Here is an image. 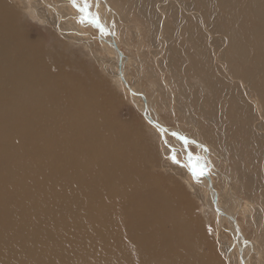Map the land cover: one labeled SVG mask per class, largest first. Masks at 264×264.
Returning a JSON list of instances; mask_svg holds the SVG:
<instances>
[{"label": "rangeland", "instance_id": "1", "mask_svg": "<svg viewBox=\"0 0 264 264\" xmlns=\"http://www.w3.org/2000/svg\"><path fill=\"white\" fill-rule=\"evenodd\" d=\"M195 1L88 0L89 13L94 15L98 11L99 22L106 29L99 33L88 22H79V14L70 0H0V11L8 18L6 21L0 14V32L8 28L6 35L19 39L23 46L19 49L22 59H35L41 66L34 74L25 70L7 75L0 71V82L9 85L0 83V264H184L182 261L186 259L193 264H242L239 252L243 264H264V214L252 220L250 216H254L245 205L253 202L260 205L262 199H259L264 194V184L263 191L253 195L245 188L246 178L255 176L260 167L263 140L260 139L258 158L251 157L250 148L242 146L246 130L243 118L250 116L253 121L257 117L249 115L250 102L240 86L243 83H239L237 74L229 71L233 65L241 67V72L248 71L256 63L253 43L258 44L264 38V20H260L264 17L253 8L260 13L264 0ZM94 8L96 11H92ZM143 11L149 14L144 15ZM216 23L219 27L223 23L231 33H237L233 43L236 47L227 43L230 32L213 28ZM110 34L126 57L121 67L128 85L134 86L147 100L148 116L209 149L211 170H207L209 165L202 149L186 143L190 152L186 155L183 144L162 135L143 118L142 101L133 103L116 75L119 58L105 40L111 41ZM35 51L38 53L34 57L38 59L31 57ZM10 55L21 60L12 50ZM257 72L263 83L264 65L263 71ZM8 76L16 80L9 84ZM36 78L42 79L28 89L20 87L22 80ZM8 91L11 96H5ZM21 91L25 93L20 95ZM79 91L81 98L74 99L73 95ZM35 94L43 96L39 99ZM79 99L86 104H98L91 103L99 107L98 111L105 110L100 119L102 127L96 123L87 129L82 127L83 117H75L81 114ZM9 112H13L12 117L11 113L5 114ZM106 126L134 134L133 140L129 139L133 148L125 145L124 149L129 155L139 151L140 161L136 162L139 166L136 165L142 178L125 175L127 180L122 175L119 179L113 175L111 182L105 183L104 173L112 166L107 161L102 164L97 148L104 130L111 131ZM124 138L118 140L124 142ZM238 142L244 148L239 165L230 158L238 151ZM173 156L177 163L173 162ZM200 156L203 167L199 164ZM134 168L130 165L126 171L137 173ZM192 169H202L211 178L220 204L217 207L221 210L229 206L235 214L246 241L241 251L237 244L242 242L237 237L239 241L235 242L225 217L221 223L204 178H194ZM75 177L83 183L75 182L72 179ZM225 177L229 178L228 182ZM57 178L59 183L64 182V189L69 185L73 191L72 202L57 198L59 192L53 193L47 187L49 181ZM130 182L131 189L142 191L136 192V196L132 190L128 197L136 196L143 204L132 203L131 199L121 204L125 194L117 189H124L121 186L127 189ZM142 184L147 185L146 193ZM79 185L83 189L79 190ZM105 190L108 192H101ZM156 205L161 209L151 218L155 215L159 222L152 230L147 229L149 212ZM138 212L141 214L137 215ZM227 247L230 251L225 255Z\"/></svg>", "mask_w": 264, "mask_h": 264}, {"label": "bare ground", "instance_id": "2", "mask_svg": "<svg viewBox=\"0 0 264 264\" xmlns=\"http://www.w3.org/2000/svg\"><path fill=\"white\" fill-rule=\"evenodd\" d=\"M99 2L100 1H102V0H98ZM195 1V0H194ZM203 1V0H202ZM222 1H225V0H222ZM139 2V1H138ZM196 2V1H195ZM199 2V1H198ZM206 2H208V1H206ZM227 2H229V0H226V3ZM250 2H252L251 0H250ZM213 3V2H212ZM256 3H258V2H256ZM137 4V3H136ZM194 4V3H193ZM211 4V3H210ZM217 5V4H216ZM258 5V4H257ZM256 5V6H257ZM260 5H262L261 3H260ZM100 6H102V3L100 4ZM190 6V5H189ZM193 6V5H192ZM212 7H214V5H211ZM231 6H233V5H231ZM253 6V5H252ZM207 7V6H206ZM250 7V6H249ZM259 7V6H258ZM209 8V7H208ZM233 8V7H232ZM242 8V7H241ZM183 9V8H182ZM207 9V8H206ZM235 9V8H234ZM245 9H246V7H245ZM254 10H255V13H257L258 15H260L261 17H264V9H263V7H262V9L260 10V13H258V11H259V9H258V11L255 9V8H253ZM231 11H232V9H231ZM239 11V10H238ZM240 11H244V10H240ZM257 11V12H256ZM247 12V11H246ZM245 12V13H246ZM144 15H146L147 13H145L144 11L142 12ZM234 13H235V11H234ZM241 13V12H240ZM0 14L2 15V18L3 19H6V21L8 20V18L6 17V15H4V13L2 12V11H0ZM98 14V11L96 12V13H94V15L95 16H98L97 15ZM149 14V13H148ZM147 14V15H148ZM216 14V13H215ZM230 14V13H229ZM251 14V13H250ZM253 14V13H252ZM217 15V14H216ZM220 15V14H219ZM7 16H9L8 14H7ZM142 16V15H141ZM197 16V15H196ZM199 16V15H198ZM212 16V15H211ZM233 16V15H232ZM255 16V15H254ZM149 17V16H148ZM215 17V16H214ZM258 17V16H257ZM212 18H213V16H212ZM149 19V18H148ZM218 20H220L219 18H218ZM260 20H264V19H260ZM259 19L257 20V21H260ZM226 22H228V21H226ZM247 22V21H246ZM9 23V22H8ZM219 23V22H218ZM264 23V22H263ZM220 24V23H219ZM102 25V24H101ZM256 25V24H255ZM200 26V25H199ZM202 26H204V24H202ZM259 26H261V25H259ZM3 27V26H2ZM103 27V26H102ZM258 27V25L256 26V28ZM263 27L264 26H262V29H263ZM214 29H220V31L221 30H227L228 31V33L230 32L229 31V28H228V26L227 25H225V24H223L222 23V25L219 27V25L216 23L215 24V27H213ZM248 28L250 29V26H248ZM258 28H260V27H258ZM1 29H3V28H1ZM6 29H8V28H6ZM6 29H3L4 31H1L0 32V66H2V67H0V71H5V73L7 74V75H10L11 73H15V74H20L22 71L24 72L25 70L26 71H29L31 74H34V73H36V72H38L37 70L38 69H40L41 68V66L40 65H38V61L37 60H35V59H26L25 57V60L24 59H22V52L21 51H19V49L20 48H23V46L20 44V40L18 39H16V38H12L11 39V36H7L6 35V32H5V30ZM103 29H105L104 27H103ZM98 30H99V33L101 32L100 31V29L98 28ZM106 30V29H105ZM264 30V29H263ZM263 30H261V31H263ZM7 31V30H6ZM8 31H9V29H8ZM241 31V30H240ZM248 31V30H247ZM260 31V32H261ZM235 32V31H234ZM260 32H259V34H260ZM8 33V32H7ZM233 33V32H232ZM232 33L230 32L229 33V35H228V39H227V43L229 44L230 43V46L232 45V46H234V47H236L237 46V44H233L234 42H235V39H234V37H235V34H237V33H233V35H232ZM262 33V32H261ZM196 35V34H195ZM210 35H211V33H210ZM262 35V34H261ZM260 35V36H261ZM104 36V35H103ZM258 36V35H257ZM257 36L255 37V38H257ZM263 36V35H262ZM195 39H196V37H194ZM252 38V37H251ZM254 38V39H255ZM260 38V37H259ZM104 39H105V37H104ZM199 39V38H198ZM237 39H239V38H237ZM242 39H244V37H242ZM106 41H107V43L110 45V41L106 38L105 39ZM253 40V39H252ZM256 40V39H255ZM240 41V40H239ZM242 41V40H241ZM242 42H245V41H242ZM250 42V41H249ZM246 43H248V41L246 42ZM246 45V44H245ZM231 46V47H232ZM253 46H254V51H255V58H257L256 59V63H255V65L253 66V68H251L250 70H248V71H242L241 72V67H239V68H237L236 66L234 67V65L233 66H230V70L229 71H231V72H234V73H232V74H234V75H236L237 74V78H239V83L240 84H242L243 83V85H240L241 86V90H242V88H243V94L246 96V99L247 100H249V102H250V107L251 108H248L249 109V115H253L254 117L256 116L257 118H255V120H253V121H251V117L250 116H246L245 118H243L242 120L246 123V127H245V137H244V139L245 140H242V146L244 145V146H247V147H249L250 148V156L251 157H255V158H258V151L260 150V147H259V143H260V139L261 140H263V152H262V154H261V158H259L260 159V167L259 168H257V170H256V172H257V174H255V176H251V177H248V178H246L247 180V182H245V188H246V190H247V193L248 194H250V195H253V194H256V192L257 191H260V192H262L261 191V188H262V186H263V184H264V81H263V83L261 82V81H259V79H260V77H259V75H258V72L257 71H259V70H261V71H263V65H264V38H263V40H261V41H258V44H256V43H253ZM15 47H17L16 48V52H13V50H14V48ZM110 47H111V45H110ZM239 47V46H238ZM112 48V47H111ZM198 49V48H197ZM235 49H238V48H235ZM11 50H12V53H16V55L17 56H21V60H19L18 61V59H16L15 57H13L12 55H10V53H11ZM231 51H232V49H231ZM243 51V50H242ZM251 51V50H250ZM244 53H245V51H243ZM33 54H32V58H37L38 59V57H34V53H38V51L36 52H32ZM116 53V52H115ZM246 54H248V52L246 53ZM245 54V55H246ZM253 54V53H252ZM16 55H14V56H16ZM37 55V54H36ZM116 55V57H117V53L115 54ZM233 55V54H232ZM238 57V56H237ZM236 57V58H237ZM118 58V57H117ZM229 59V58H228ZM242 59V58H241ZM124 60H126L125 58H124ZM127 60H128V58H127ZM236 60V59H235ZM238 60H239V58H238ZM232 61H234V60H232ZM244 61V60H243ZM242 61V62H243ZM201 62V61H200ZM122 63H123V61H122ZM122 63H121V65H122ZM235 63V62H234ZM236 64V63H235ZM199 65V64H198ZM246 66V65H245ZM7 67H11V68H7ZM4 68V69H3ZM117 68H118V63H117ZM44 69V68H43ZM46 69V68H45ZM123 69V68H122ZM41 70V69H40ZM208 70V69H207ZM44 71V70H43ZM47 71V70H46ZM223 71H225L224 69H223ZM45 72V71H44ZM51 72V71H50ZM210 72V71H209ZM225 72H227V70L225 71ZM230 72V73H231ZM41 73V72H40ZM208 73V72H207ZM213 73H215V72H212V74ZM118 74H119V71H118ZM118 74H116L118 77H119V75ZM120 74H121V76H122V78L124 79V81L128 84V82H127V79H125V77H124V70L122 71L121 70V72H120ZM207 75H209V74H207ZM211 75V74H210ZM241 75H242V77L243 78H240L241 77ZM41 76H45V74L44 73H42L41 74ZM210 77V76H209ZM259 77V78H258ZM262 78L264 79V75L262 76ZM8 82L7 83H9V84H11L13 81H15L16 80V78L15 77H13V76H8ZM6 79V80H7ZM42 78H36V79H34V80H31V83H29L30 82V80H27V79H24V80H22L21 82H24V83H22L21 84V88L23 89V90H25V89H28V88H30V87H32L31 85L33 84V85H35L37 82H39L40 80H41ZM68 79V78H67ZM211 79V78H210ZM245 79V80H244ZM0 83H3V82H0ZM122 83V82H121ZM3 84H5L4 86L5 87H9V85L8 84H6V83H3ZM1 85V84H0ZM17 85H19V83L17 84ZM57 85V84H56ZM55 84H54V87L56 86ZM129 86V85H128ZM134 92H137V90L134 88V86H129ZM56 89V88H55ZM7 90V89H6ZM57 90V89H56ZM236 90V89H235ZM11 91V90H10ZM10 91H8V92H6V94H5V96L6 95H8L9 93H10ZM11 92H13V91H11ZM31 92V91H30ZM30 92L28 93V94H30ZM68 93H69V91H67ZM20 93V95L21 94H24L25 93V91H21V92H19ZM127 93L129 94V96H130V98L132 99V102L133 103H136V102H139V100H141L140 98H137V97H135V96H132V95H130V93L127 91ZM138 93V92H137ZM239 93V92H238ZM72 94H74V93H72ZM16 93L14 94V97H16ZM51 95V94H50ZM81 92L79 91L78 93H76V94H74L73 96H74V99H75V97L76 96H78V97H80L81 98ZM234 95V94H233ZM239 95V94H238ZM8 96H11V95H8ZM32 96V95H31ZM35 96H40L39 97V99L40 98H42V94H35ZM244 96V97H245ZM83 97V96H82ZM239 99V98H238ZM242 99V98H241ZM241 99H240V101H241ZM4 101V100H3ZM13 102V101H12ZM45 102V101H44ZM77 102H78V104H79V106H78V108H79V110L81 111V114L79 115V113L77 114V115H75V117H77V118H79V117H83V121H85V124L84 125H82V127L83 128H85V129H87V128H89V126L90 125H92V124H99V126L101 125V127H102V123L100 122V119L102 118V117H104V111L105 110H101V111H98V109H99V107H97V106H94L96 103H92V104H94V105H91V103H85V102H83V101H81L80 99L79 100H77ZM89 102V101H88ZM239 102V101H238ZM1 103H4V102H1ZM14 103V102H13ZM34 105H36L37 104V102H34L33 103ZM7 105H9V107H12L11 106V104H7ZM7 105H5V106H7ZM15 105V104H14ZM21 105V104H20ZM29 105V104H28ZM96 105H98V104H96ZM140 105V104H139ZM143 105V104H142ZM140 105V111H144V109H145V106L143 105ZM242 105H243V103H242ZM247 105H249V104H247ZM19 106V105H18ZM17 106V107H18ZM30 106V105H29ZM40 106V105H39ZM43 106V105H42ZM147 106L148 105H146V109H147ZM243 106H245V105H243ZM242 106V107H243ZM4 107V106H3ZM16 107V106H15ZM28 107V106H27ZM45 107V106H44ZM77 107V106H76ZM241 107V106H240ZM7 108H8V106H7ZM13 109H15L14 107H12ZM48 108V107H47ZM245 108V107H244ZM3 109V108H2ZM17 109V108H16ZM21 108H19V110H20ZM24 109V108H23ZM38 109V108H37ZM41 109L42 108H39V110H40V112H39V110H37V112H39V113H41ZM1 110V109H0ZM8 110H10V109H8ZM31 110V109H30ZM4 111H7L6 110V108L4 107ZM13 111V110H12ZM15 111H17V110H15ZM26 111V110H25ZM34 111H36V110H34ZM8 112V111H7ZM23 112V111H22ZM29 112V111H28ZM49 112V111H48ZM76 112V111H75ZM1 113V112H0ZM11 112H9V113H5V114H10ZM20 113H21V110H20ZM19 113V114H20ZM244 113V112H243ZM5 114L3 115L2 114V116H4V117H6L5 116ZM12 114H13V112L10 114L11 115V117H12ZM14 114H15V112H14ZM32 114V113H31ZM42 114V113H41ZM40 114V115H41ZM147 114V116H148V113H146ZM23 115H25V114H23ZM47 115V114H46ZM241 115H242V113H241ZM244 115H245V113H244ZM14 116V115H13ZM19 116V115H18ZM30 116V115H29ZM35 116V115H34ZM37 116V115H36ZM42 116H43V114H42ZM8 117V116H7ZM10 117V118H11ZM40 116H38V118H39ZM44 117V116H43ZM107 117V116H106ZM149 117V116H148ZM241 117V116H240ZM20 118V117H19ZM45 118V117H44ZM66 118V117H65ZM4 119V118H3ZM29 119V118H28ZM34 119H35V117H34ZM34 119H33V121H34ZM243 121H241V122H243ZM99 122V123H98ZM103 122V121H102ZM158 122V121H157ZM240 122V121H239ZM240 122V123H241ZM38 123V122H37ZM80 123H82V121L80 122ZM79 123V124H80ZM160 125H162L163 127H165L161 122H158ZM239 123V124H240ZM35 124H36V122H35ZM42 124V123H41ZM106 124V123H105ZM112 124V123H111ZM110 125V124H109ZM108 125V126H109ZM245 125V124H244ZM30 126V125H29ZM108 126H106V127H108ZM114 126V125H113ZM112 126V127H113ZM80 127V126H79ZM112 127H108L109 129L111 128V131L109 132V133H107V132H105V130H104V133L103 134H101L100 135V144L98 145V153H99V159H101L102 161V164L105 162V161H107V162H109L110 164H111V168H109V170H108V172H106V173H104V176H103V180L105 181V183H106V181H110V180H112V176L113 175H116V176H118V179L119 178H121V175L123 176V177H125V175L128 177V176H130V175H134V176H137L136 178L138 179V177L140 176V178H142V174H141V172L139 171L140 169H138V167H137V161L139 160L140 161V153H139V151H136L135 153L136 154H131V155H129V154H127V151H126V149H124V146L126 145V146H131L132 147V142L131 141H129V139H132L133 140V138H132V136L134 135H132V132L130 131V130H122V129H118L117 127H113V129H112ZM230 127V126H229ZM242 127V126H241ZM240 127V128H241ZM17 128H19V127H17ZM23 128V127H22ZM152 128H154L155 130H156V127H152ZM166 128V127H165ZM29 129H30V127H29ZM34 129V128H33ZM36 129V128H35ZM54 129V128H53ZM76 129V128H75ZM91 129V128H90ZM89 130V129H88ZM170 130V129H169ZM6 131V130H5ZM4 131V132H5ZM21 131V130H20ZM22 131H23V129H22ZM39 131H40V129H39ZM54 131H56V130H54ZM83 131V130H82ZM157 131V130H156ZM10 132V131H9ZM12 132H13V130H12ZM33 132V131H32ZM37 131H35V133H36ZM92 132V131H91ZM90 132V133H91ZM177 132V131H176ZM242 132H243V129H242ZM15 133V132H14ZM25 133V132H24ZM34 133V132H33ZM38 133V132H37ZM36 133V134H37ZM73 133V132H72ZM96 133V132H95ZM98 133V132H97ZM26 134V133H25ZM35 134V135H36ZM54 134V133H53ZM52 134V135H53ZM56 134H57V132H56ZM243 134V133H242ZM6 135V134H5ZM16 135V134H15ZM19 135V134H18ZM46 135V134H45ZM49 135V134H48ZM73 135V134H72ZM88 135V134H87ZM36 136H38V135H36ZM65 136V135H64ZM95 136V135H94ZM123 137V136H125V138H124V142H123V140H118V138L119 137ZM244 136V135H243ZM55 137H56V135H55ZM72 137H74V136H72ZM91 137V136H90ZM118 137V138H117ZM5 138H6V136H5ZM23 138V137H22ZM38 138V137H37ZM52 138H54V137H52ZM76 138V137H75ZM93 138V137H92ZM173 138H176L181 144H183V146L182 147H184V144L186 145V143H189V144H191L190 142H194V143H197V144H199L198 142H196V141H194V140H192V138H189L188 137V141L189 142H186V143H183L178 137H173ZM221 138V137H220ZM234 138V137H233ZM3 139V138H2ZM38 140V139H37ZM71 140V139H70ZM237 140V139H236ZM239 140V139H238ZM237 140V141H238ZM6 141V140H5ZM24 140H22V142H23ZM224 141V140H223ZM235 141V140H234ZM243 141H245V143L243 142ZM21 142V143H22ZM27 142V141H26ZM51 142V141H50ZM88 142V141H87ZM135 142V141H134ZM137 142V141H136ZM233 142V141H232ZM236 142V141H235ZM5 143V142H4ZM30 144L32 143V141H30L29 142ZM231 143V142H230ZM29 144V145H30ZM123 144V145H122ZM231 144H233L234 145V143H231ZM236 144V143H235ZM27 145V144H26ZM26 145H24V146H26ZM28 145V146H29ZM35 145L37 146V147H39L38 146V144L37 143H35ZM49 145V144H48ZM52 145H54V144H52ZM91 145V144H90ZM199 148L200 149H202V151H204L205 152V155H204V159H206V161H207V164L209 163L208 162V156H207V153L209 152V149H207L205 146H202V145H200L199 144ZM241 146V144L238 142V144H236V147H238L239 149H238V151H236V152H234V154L230 157V158H234V162L236 163V164H238V162H241V160H242V153H241V149H244L243 147ZM139 147V146H138ZM246 147V148H247ZM2 148V147H1ZM0 148V149H1ZM96 148V147H95ZM126 148V147H125ZM133 148V147H132ZM229 149V148H228ZM233 149V148H232ZM235 149V148H234ZM227 150V149H226ZM247 150V149H246ZM245 150V151H246ZM45 151V150H44ZM135 151V150H134ZM243 151V150H242ZM30 152V151H29ZM227 153L229 152V151H226ZM30 153H32V152H30ZM202 153V152H201ZM246 153H249L248 151L246 152ZM192 155V154H191ZM226 156V155H225ZM225 156H220L221 158H225L227 161L229 160V158L228 157H225ZM228 156H230L229 154H228ZM197 157V156H196ZM189 158V157H188ZM193 158V157H192ZM189 159H191V158H189ZM252 159V158H251ZM197 160V158L195 159V161ZM199 164L203 167V158L200 156L199 157ZM226 161V162H227ZM137 162V163H136ZM245 162V161H244ZM243 163V162H242ZM137 164V165H136ZM198 164V165H199ZM130 165L131 166H134L135 168L134 169H136L137 170V173L136 172H133V171H131V170H128V171H126V169L127 168H129L130 167ZM239 165V164H238ZM237 165V166H238ZM139 166V165H138ZM256 168V167H255ZM237 169V168H236ZM239 169H241V168H239ZM260 169L262 170V171H260ZM76 171V170H75ZM229 171V170H228ZM214 172L215 173H219V171L217 170V169H214ZM71 173V172H70ZM78 173V172H77ZM121 173V174H120ZM144 174V173H143ZM222 174V173H221ZM254 174V173H253ZM57 175V174H56ZM59 175H60V173H59ZM219 175H220V173H219ZM249 175V174H248ZM263 175V176H262ZM78 176H80V174H78ZM78 176H77V178H78ZM83 176V175H82ZM262 176V177H261ZM71 177V176H70ZM73 177V176H72ZM127 177H125V178H127ZM131 177V176H130ZM203 178H204V180H205V182H206V185H207V188H208V190L209 191H211V193H212V196H213V199H216V208L220 211V213H223V214H225L227 217H231L235 222H236V220H235V214H232V211L230 212V209H229V206H227L226 208H222L221 210H220V208H218L217 206L218 205H220V204H217V202H218V200H217V197H216V195H215V192H213V188H209L208 186H209V184H208V181H207V179L204 177V176H202ZM247 177V176H246ZM68 178V177H67ZM76 178V177H75ZM75 178H72V179H74L75 180V182L77 181V182H79L80 184H82L83 183V181H81L80 179H78L77 180V178L75 179ZM132 178V177H131ZM226 178V181L228 182L229 181V178L228 177H225ZM71 179V178H70ZM117 179V180H118ZM211 179V178H210ZM244 179V178H243ZM127 180H128V178H127ZM131 180V179H130ZM144 181V180H143ZM60 182V180L57 178L56 180H54V181H49V183H48V185H47V187H51V189H52V191H53V193H55V192H59L58 193V195H57V198L59 197L60 199H63V200H65V201H71L72 199H73V191H71L70 189L71 188H69L68 186L69 185H67L65 188L66 189H64L63 188V184H64V182H62L61 181V183H59ZM67 182V181H66ZM73 182V181H72ZM74 182V183H75ZM111 182V181H110ZM109 182V183H110ZM240 182V181H239ZM263 182V183H262ZM78 183V184H79ZM104 183V182H103ZM123 183V182H122ZM131 183L132 182H130V184H129V187L126 189V187L125 186H121V187H123L124 189H117V190H120V191H122V193L123 194H125V196L122 198V203L121 204H123V202L125 201V199H131V201H132V203L133 202H135V203H137L138 205H141V204H143V201L142 200H140V199H137L136 198V192H141L142 190H140L139 188L138 189H131L130 188V185H131ZM141 183H143L142 182V179H141ZM146 183V182H145ZM211 183H212V180H211ZM224 183V182H223ZM75 185H76V183H75ZM107 185V184H106ZM136 185V184H135ZM143 185V188H144V191H145V193H146V190H147V185L145 184H142ZM227 185L229 186V183H227ZM86 186V185H85ZM140 187V186H139ZM212 187H213V183H212ZM264 187V186H263ZM81 188L83 189V186H81L80 187V185H79V190H81ZM157 188V187H156ZM231 188V187H230ZM72 189H74V188H72ZM84 189H86V188H84ZM104 190V189H103ZM132 190H134L135 192H134V194L136 195V196H134V197H128L129 195L128 194H130L129 192L130 191H132ZM228 190H230V189H228ZM232 190V189H231ZM52 191L50 190V192L52 193ZM76 191V190H75ZM87 191V190H86ZM151 191V190H150ZM165 191H166V189H165ZM77 192V191H76ZM80 192V191H79ZM83 193H84V191H82ZM93 192V191H92ZM99 192V191H98ZM101 192H103V193H106V192H108V190H105V191H101ZM158 192V191H157ZM245 192V191H244ZM83 193H81V194H83ZM100 193V192H99ZM155 193V192H154ZM159 193H161L160 191H159ZM164 193H166V192H164ZM174 193H175V191H174ZM229 194H230V196L231 197H233V194L231 193V192H228ZM236 193V192H235ZM264 193V192H263ZM61 194V195H60ZM62 194H65V196L64 195H62ZM167 194V193H166ZM227 194V193H226ZM240 194V193H239ZM244 194V193H243ZM78 195H79V193H78ZM85 195V194H84ZM97 195H99V194H97ZM161 195V194H160ZM215 195V196H214ZM102 196V195H101ZM113 196V195H112ZM260 196V195H259ZM97 197V196H96ZM100 197V196H99ZM159 198V197H158ZM75 199V198H74ZM252 199V198H251ZM262 199V201H261V204L259 205L258 204V206H256L255 204H254V202H253V204L251 203H246L245 205H246V207H248V209H249V212H252V215L254 216V217H251L250 216V218L253 220H255L256 218H259L260 216H262L263 214H264V194H262L261 195V198L259 199V200H261ZM145 200H147V199H145ZM104 201V200H103ZM239 201V200H238ZM237 201V202H238ZM72 202V201H71ZM102 202V201H101ZM105 202V201H104ZM103 202V203H104ZM109 202V201H108ZM163 202V201H162ZM102 203V204H103ZM154 203V202H153ZM173 203V202H172ZM259 203V202H258ZM72 204H76V203H72ZM162 204H164V203H162ZM250 204V205H249ZM180 205V204H179ZM235 205V204H234ZM240 205V204H239ZM244 205V206H245ZM73 206V205H72ZM214 206V205H213ZM107 207V206H106ZM165 208H166V206H164ZM238 207V206H237ZM258 208V211H256L255 210V208ZM73 208H74V206H73ZM104 208V207H103ZM163 208V207H162ZM169 209H170V207H168ZM153 210H151V212H149V214H150V218H149V222L147 223V225H146V228L148 229V227H150V229L152 230V226H153V228H154V226L159 222L158 221V219H156L155 218V215H153V217H154V219L153 218H151V215L153 214V213H155V212H158L161 208H158V206L156 205V206H154V208H152ZM187 209H188V207H187ZM104 210L106 211L107 210V208H104ZM256 211V212H255ZM107 212V211H106ZM105 213V212H104ZM179 213V212H178ZM100 214V213H99ZM98 214V215H99ZM141 214V212H138L137 213V215H140ZM250 214V213H249ZM103 215V214H102ZM101 215V216H102ZM161 215V214H160ZM105 216V215H104ZM256 217V218H255ZM101 218V217H100ZM140 218V217H139ZM223 218L224 217H221L220 218V220H221V223H222V220H223ZM97 219H98V217H97ZM103 219V218H102ZM226 221L230 224V233H232L233 234V236L235 237V239H236V236H235V234H234V232L235 231H233L235 228H234V224L232 223V221L230 220V219H227L226 218ZM256 221V220H255ZM100 224V223H99ZM100 225H102V224H100ZM237 225V224H236ZM184 226V225H183ZM254 228L255 227H257L256 225L255 226H253ZM252 227V228H253ZM174 228V227H173ZM98 229V228H97ZM101 228H99V230H100ZM104 229V228H103ZM176 229H179V228H176ZM173 231H174V229H172ZM180 231L182 230V227H180V229H179ZM97 231V230H96ZM154 231H155V229H154ZM172 231V232H173ZM100 232V231H99ZM172 232H169V235H170V233H172ZM177 232V231H176ZM99 234V233H98ZM175 234V233H174ZM190 234V233H189ZM94 235V234H93ZM99 236H100V234H99ZM103 236V235H102ZM107 236V235H106ZM133 236H135V235H133ZM177 236H179V235H177ZM257 236H258V234H257ZM97 237V236H96ZM104 237V236H103ZM110 237V236H109ZM132 237V236H131ZM167 237V236H166ZM172 237V236H171ZM182 237V236H181ZM184 238V237H183ZM190 238V237H189ZM101 239V238H100ZM138 239H139V237H138ZM143 239V238H142ZM176 239V238H175ZM130 240H131V238H130ZM133 240H134V238H133ZM177 240V239H176ZM108 241V240H107ZM135 241V240H134ZM172 241V240H171ZM233 241H235V240H233ZM237 241H239V239H236V243H237ZM264 241V240H263ZM106 242V241H105ZM109 242V241H108ZM240 242H241V240H240ZM132 243V242H131ZM187 243V242H186ZM232 243V242H231ZM235 243V242H234ZM236 243H235V245H236ZM245 243H242V245L241 244H237L238 245V248L240 249V251L242 250V249H244L245 248V245H244ZM190 245H192V247H193V249H194V247H195V245L193 246V243H190ZM200 245H201V243H200ZM187 246V245H186ZM230 246V245H229ZM240 246V247H239ZM123 247V246H122ZM131 247V246H130ZM160 247V246H159ZM163 247V246H162ZM167 247V246H166ZM175 247V246H174ZM119 248H121L120 246H119ZM189 248V247H188ZM188 248H187V250H188ZM197 247H195V249H196ZM226 248V247H225ZM237 248V247H236ZM117 249H118V247H117ZM136 249V248H135ZM139 249V248H138ZM125 250V249H124ZM140 250V249H139ZM165 250V249H164ZM183 250V249H182ZM191 250V249H190ZM189 250V251H190ZM227 250V251H226ZM228 250H229V248L227 247V249H225V255L228 253ZM123 251V250H122ZM121 251V252H122ZM130 251H131V249H130ZM162 251V250H161ZM170 251V250H169ZM195 251V250H194ZM193 251V252H194ZM196 251H198L199 252V249L197 248V250ZM230 251V250H229ZM6 252V251H5ZM8 252V251H7ZM167 252V251H166ZM165 252V253H166ZM185 252V251H184ZM192 252V251H191ZM190 252V253H191ZM192 252V253H193ZM118 253H119V251H118ZM123 253H126V252H124L123 251ZM127 253L129 254V250L127 251ZM170 253H172V252H170ZM169 253V254H170ZM185 253H187V252H185ZM200 253V252H199ZM257 253V252H256ZM168 254V253H167ZM232 254H233V252H232ZM124 255V254H123ZM172 255V254H171ZM199 255V254H198ZM229 255V254H228ZM227 255V256H228ZM231 255V254H230ZM134 256V255H133ZM200 256V255H199ZM198 256V257H199ZM124 257V256H123ZM204 257V256H203ZM211 257V256H210ZM134 258H136V257H134ZM143 258H144V256H143ZM164 258V257H163ZM173 258V257H172ZM178 258H180V257H178ZM193 259V258H192ZM201 259V258H200ZM203 259V258H202ZM262 259V258H261ZM123 260V259H122ZM165 260V259H164ZM208 260V259H207ZM129 261V260H128ZM177 261V260H176ZM22 262V261H21ZM132 262V261H131ZM138 262V261H137ZM153 262V261H152ZM202 262V261H201ZM260 262V261H259ZM124 263V262H123ZM129 263H130V261H129ZM171 263V262H170ZM178 263V262H177ZM182 263H184V264H193V262L192 261H189L188 259H186V260H184V261H182ZM126 264H127V262H126ZM160 264H162V263H160ZM243 264V263H242Z\"/></svg>", "mask_w": 264, "mask_h": 264}, {"label": "water", "instance_id": "3", "mask_svg": "<svg viewBox=\"0 0 264 264\" xmlns=\"http://www.w3.org/2000/svg\"><path fill=\"white\" fill-rule=\"evenodd\" d=\"M107 32V31H106ZM111 37V41H110V45L112 46L114 52L117 53V56L119 58L118 60V71H119V79L120 81L122 82V84L124 85V87L128 90V92L130 93V95L132 96H135L137 98H140L141 101H142V104L145 106V111L144 113H142V116L143 118L152 126L156 127V129L162 134V135H167L169 137H178L183 143H186V142H189L184 136H182L181 134H179L178 132L176 131H173V130H168L167 128L163 127L162 125H160L156 120L152 119L151 117H148L147 114H146V105H147V100L146 98L144 97V95H142L141 93H137V92H134L129 86L128 84L124 81V79L122 78L120 72L122 70V67H121V63H122V59H126V57H124L123 53L118 49L117 45L114 43L113 41V36L110 34ZM191 144L195 145V146H199V144L197 143H194V142H190ZM184 148H185V152H186V155H190V152L188 150V146L184 144ZM208 165L209 167H207V170H211L213 167L211 166L210 164V160H208ZM190 165V164H189ZM207 181H208V184H209V188H213L212 187V183H211V179L209 176H207L206 174L203 175ZM214 192V190H213ZM213 205H214V209L215 211L218 213V215H220L221 217H225L227 219H230L232 221V223L234 224V231L236 233V237L239 238L241 240L242 243H245L246 241L243 239L239 229H238V226L236 225V222L231 218V217H227L225 214L223 213H220V211L216 208V199H213ZM236 242V241H235ZM239 260L241 263H243V260H242V253L239 252Z\"/></svg>", "mask_w": 264, "mask_h": 264}, {"label": "snow or ice", "instance_id": "4", "mask_svg": "<svg viewBox=\"0 0 264 264\" xmlns=\"http://www.w3.org/2000/svg\"><path fill=\"white\" fill-rule=\"evenodd\" d=\"M70 3L74 8H76L79 14L80 23L88 22L89 24L99 28L102 33L104 32V29L99 22V18L89 13L88 9L90 7V4L88 0H70ZM172 159L174 163H177L174 156L172 157ZM192 173L194 178H198L205 174L202 169L201 170L192 169Z\"/></svg>", "mask_w": 264, "mask_h": 264}, {"label": "crops", "instance_id": "5", "mask_svg": "<svg viewBox=\"0 0 264 264\" xmlns=\"http://www.w3.org/2000/svg\"><path fill=\"white\" fill-rule=\"evenodd\" d=\"M92 11H96L95 8ZM98 15V14H97Z\"/></svg>", "mask_w": 264, "mask_h": 264}]
</instances>
